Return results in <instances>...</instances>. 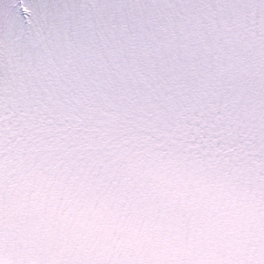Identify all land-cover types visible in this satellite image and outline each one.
<instances>
[{
  "label": "snow or ice",
  "instance_id": "6c2138e0",
  "mask_svg": "<svg viewBox=\"0 0 264 264\" xmlns=\"http://www.w3.org/2000/svg\"><path fill=\"white\" fill-rule=\"evenodd\" d=\"M0 264H264V0H0Z\"/></svg>",
  "mask_w": 264,
  "mask_h": 264
}]
</instances>
